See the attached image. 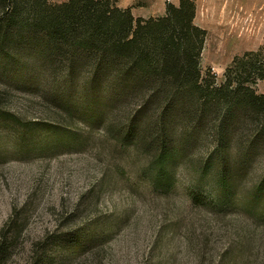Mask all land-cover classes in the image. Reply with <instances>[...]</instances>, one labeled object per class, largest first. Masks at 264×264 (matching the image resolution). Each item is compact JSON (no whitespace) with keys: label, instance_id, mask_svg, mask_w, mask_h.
<instances>
[{"label":"rangeland","instance_id":"rangeland-1","mask_svg":"<svg viewBox=\"0 0 264 264\" xmlns=\"http://www.w3.org/2000/svg\"><path fill=\"white\" fill-rule=\"evenodd\" d=\"M193 1L195 25L207 32L200 70L208 84L222 85L232 62L249 52L264 60V0ZM169 3L180 0L119 5L148 19L165 16ZM8 33L3 41L0 30V238L18 239L7 264L55 257L63 239L79 245L70 264H264V196L255 197L263 141L244 149V164L233 158L252 142L255 123L245 117L249 130L244 121L232 125L242 128L227 136L233 188H218L214 199L218 114L171 105L164 90L106 73L75 41L51 51L41 26L18 22ZM254 88L264 94V80ZM161 112H169L168 144L178 153L170 192L150 169ZM136 115L137 139L128 140ZM190 191L202 199L193 202Z\"/></svg>","mask_w":264,"mask_h":264},{"label":"trees","instance_id":"trees-1","mask_svg":"<svg viewBox=\"0 0 264 264\" xmlns=\"http://www.w3.org/2000/svg\"><path fill=\"white\" fill-rule=\"evenodd\" d=\"M119 3L120 0H68L61 4L50 3V0H0L3 41L18 22L38 25L50 39L45 48L57 52L61 51L62 45L75 41L80 46L75 48L88 53L106 73H117L124 80L135 76L142 84L150 85L154 93L164 90L171 105L182 103L189 109L199 104L202 110L211 109L220 120L211 163L212 167H220V175L212 196L217 199L218 188L231 192L232 179L226 172L230 162L227 136L242 130H233L232 125L235 127L238 120L244 121L243 129L249 130L251 124L245 117L255 123L253 129L250 128L252 142L241 145L233 154L236 165L244 164L248 152L244 149L256 147L258 141H263L264 146V94H258L254 88L258 81L264 80L261 52H249L236 58L226 70L222 85L208 84L200 70L207 32L195 25L197 7L193 0H180L178 6L169 3L165 16L148 19L135 18L132 8L123 9ZM24 13L26 17H22ZM146 100L143 98L141 105L146 106ZM143 109L140 108L137 114ZM239 114H244L243 118L239 119ZM168 115L169 112H161L155 118L160 130L153 140L158 149L150 165L158 182L166 183V192L173 189L171 180L178 161L177 151L168 144ZM9 117L20 122L14 115ZM138 119L136 115L132 121L130 130L133 134L128 133V140L137 139L134 131L139 125ZM256 192V198L264 196V181L258 182ZM189 196L193 202L202 199V194L196 191H190ZM17 239L12 232L2 234L0 264H7L12 259ZM62 242L67 245L59 246L60 253L55 257L37 253L22 264H70L80 252L79 245L69 243L67 239Z\"/></svg>","mask_w":264,"mask_h":264}]
</instances>
